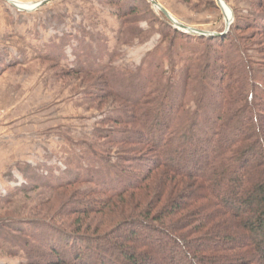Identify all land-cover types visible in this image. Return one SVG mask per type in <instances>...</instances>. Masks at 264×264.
<instances>
[{
	"label": "trees",
	"instance_id": "trees-1",
	"mask_svg": "<svg viewBox=\"0 0 264 264\" xmlns=\"http://www.w3.org/2000/svg\"><path fill=\"white\" fill-rule=\"evenodd\" d=\"M108 1L119 6L124 39L146 36L142 15L128 19L141 13L137 0ZM154 18L161 41L136 73L116 71L111 58L70 71L100 78L124 105L84 141L88 162L60 177L28 166V183L2 199L90 183L98 199L78 201L74 213L106 217L94 227L44 220L52 235L39 249L32 230L2 225L11 229L3 253L17 256V244L46 258L31 264H264V69L236 34L253 26L236 22L207 37L180 31L162 12Z\"/></svg>",
	"mask_w": 264,
	"mask_h": 264
},
{
	"label": "rangeland",
	"instance_id": "rangeland-1",
	"mask_svg": "<svg viewBox=\"0 0 264 264\" xmlns=\"http://www.w3.org/2000/svg\"><path fill=\"white\" fill-rule=\"evenodd\" d=\"M16 1L19 7L31 10L33 7L26 4L42 0ZM156 1L188 27L221 36L229 32L217 0ZM223 1L226 16L232 18L233 14L231 25L252 24L236 34L249 47L253 61L264 69V9L258 7L264 0ZM137 3L142 5L138 6L141 13L128 19L142 15L139 26L146 36L129 40L123 36L119 6L108 0H54L32 12L19 11L0 0V226L32 230L38 237L32 243L38 249L52 235L44 220L74 227L85 220L94 227L95 220L106 217L74 213L83 207L80 200L98 199L90 194V183L29 192L10 204L2 199L28 183V166L36 173L60 177L71 163L78 166L88 162L85 159L92 155L82 156L88 147L84 141L92 138L98 123L117 116V109L124 105L113 103L110 90L100 78L70 71L78 67L77 63L109 64L111 58L110 65L116 71L131 75L146 63L160 44L163 29L154 20L160 11L153 7V13H149L143 1ZM58 48L63 52L58 55L60 66L51 62ZM128 149L122 150L125 157L138 155L129 154ZM12 219L29 221L30 225ZM10 231L0 230V245H4L2 233L9 236ZM24 234L18 236L20 244H24ZM16 245L12 247L18 250L17 256L5 254L0 248V264H31L36 259L46 262L42 255L31 258L28 248Z\"/></svg>",
	"mask_w": 264,
	"mask_h": 264
},
{
	"label": "water",
	"instance_id": "water-1",
	"mask_svg": "<svg viewBox=\"0 0 264 264\" xmlns=\"http://www.w3.org/2000/svg\"><path fill=\"white\" fill-rule=\"evenodd\" d=\"M6 2H8L9 4H11L13 7H15L16 9H18L19 11H24V12H32L40 7H43L44 5L54 1V0H42L38 3H34L35 4V7L31 10H28V9H24V8H21L18 6V3L16 0H5ZM151 2V4L157 9L159 10L160 12H162L166 18L173 23V25L187 33V34H191V35H197V36H207V37H211V36H221V35H218V34H211V33H208V32H205V31H202V30H198V29H194V28H191V27H188L182 23H180L179 21H177L173 16L172 14L166 9L164 8L160 3H158L156 0H149ZM220 8L222 6V3L224 2L223 0H217ZM225 3V2H224ZM222 12L224 13L225 15V19H226V26H227V29H226V32L229 31V28H230V25L232 24V19H233V14H232V18H228L224 12V10L221 8Z\"/></svg>",
	"mask_w": 264,
	"mask_h": 264
},
{
	"label": "bare ground",
	"instance_id": "bare-ground-1",
	"mask_svg": "<svg viewBox=\"0 0 264 264\" xmlns=\"http://www.w3.org/2000/svg\"><path fill=\"white\" fill-rule=\"evenodd\" d=\"M13 1V0H12ZM18 2V1H17ZM19 3V2H18ZM21 3V2H20ZM26 5H28V6H31V7H35V4L33 3V4H26ZM221 8L223 9V7L221 6Z\"/></svg>",
	"mask_w": 264,
	"mask_h": 264
}]
</instances>
